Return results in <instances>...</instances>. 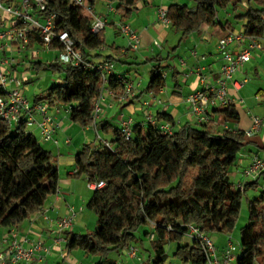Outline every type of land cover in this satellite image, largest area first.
<instances>
[{
    "label": "trees",
    "instance_id": "obj_1",
    "mask_svg": "<svg viewBox=\"0 0 264 264\" xmlns=\"http://www.w3.org/2000/svg\"><path fill=\"white\" fill-rule=\"evenodd\" d=\"M86 1L94 6L97 0ZM102 1L112 3L124 22L138 9V0ZM193 1V6L174 2L165 7L170 25L181 32L174 49L203 25L214 24L217 7L232 3L235 10L241 0ZM246 1L245 12L235 17L243 21L245 35L262 37L264 0ZM44 13L56 14L59 30L68 32L89 63L106 60L114 63L111 56L95 60L101 56L95 52L105 45V36L103 30L98 34L90 32L83 9L64 0H47ZM35 42H40L37 32L30 35L29 46ZM151 60L154 64L145 92L156 95L165 87V72L162 56L158 54ZM35 66H41L40 62ZM47 66L62 74V82L37 94L34 103L68 106L72 123L92 127L95 102L103 89L98 71L81 64L63 67L55 60ZM123 79L114 71L108 76L106 88L115 99L124 92ZM3 94L0 87V97ZM155 115L174 124L167 113ZM210 116L212 121L219 122V127L215 128L212 122H185L166 135L149 123L143 126L134 123L129 138L124 137L118 125L98 121V132L111 134L110 146L101 142L83 144L75 153L72 175V178L84 176L86 182L105 183L92 190L86 204L97 215L96 227L86 234L74 233L72 227L65 231L62 235L65 256L82 249L86 254L100 256L97 264L110 262V251H124L133 242H142L137 232L148 225L150 230L144 231V235H153L149 238L153 255H147L145 264H162L169 241L177 242L174 255L181 263L206 264L202 242L186 236L188 226H197L208 234L232 232L243 194L249 188H259L258 194L247 200L248 222L240 229V250L235 264H264V173L246 181L241 188L231 182L230 170L248 144L245 130L235 127L239 114L234 102L214 108ZM26 126L24 118L10 126L0 117V228L18 229L42 209L49 196L58 192L57 158L26 131Z\"/></svg>",
    "mask_w": 264,
    "mask_h": 264
},
{
    "label": "built area",
    "instance_id": "obj_2",
    "mask_svg": "<svg viewBox=\"0 0 264 264\" xmlns=\"http://www.w3.org/2000/svg\"><path fill=\"white\" fill-rule=\"evenodd\" d=\"M64 1L83 9L85 16L89 20L90 32L98 34L105 29L108 24L107 15L97 13L94 10V6L86 0ZM46 4L47 0H0V87L4 91V94L0 97V117L10 126H14L24 118L27 121V125L31 123L37 125L38 134L42 141H55L56 121L49 113V107L45 103L31 104L24 96L21 81L14 73V68L17 65V56L14 55V51L16 52L15 54L26 51L29 48L30 35L33 32H37L43 47L48 48L54 43L58 46L59 50L54 60L61 66H77L81 64L98 71L102 79L103 89L95 102L92 128L95 130V134L102 145L108 147L110 146L109 141L100 136L97 123L102 116V102L105 95L114 98L113 92L106 88L108 76L114 71V63L106 60L91 64L85 60L81 50L74 46V42L68 32L59 30L56 25V14L45 15ZM106 4L109 11L120 16V12L117 11L112 3L107 2ZM156 15L162 24L170 25L164 6L157 8ZM115 27L122 36L127 38L133 49L138 47L139 35L127 22L120 19ZM262 41H264V36H247L242 31L239 33L230 31L218 40L216 49L222 61L219 72L213 77H208L205 74H201L199 69H196L200 86L185 98L189 113L196 123L212 122L215 128L220 126L216 120L212 121L210 113L214 108L225 107L229 103L234 102L235 99H238L235 98V95L230 94L229 83L231 82V87L237 94L239 89L247 82V78L242 80H234L233 78L246 63L252 60L254 51L263 50ZM153 44L159 49L162 47L158 41H154ZM232 46L236 50L231 48ZM13 47L15 50H13ZM7 51H10V53ZM119 77L123 79L121 75ZM123 81L124 92L116 99L119 102L134 96L133 85L125 79ZM8 86H11V88H8ZM148 95L151 100H146L143 103L146 111L144 112L143 121L139 122V124L143 126L149 123L158 127L163 134H172L174 131L173 125L164 120H159L154 113L148 110V106L154 101L156 102L153 93L149 92ZM238 100L241 102V99ZM157 103L160 102L157 101ZM67 110L69 111L68 107ZM35 115L39 116L38 120H36ZM134 123L135 121L130 115L120 114L118 116L117 124L125 138L131 136ZM262 124V118L253 116L250 127L245 130V136L249 138L255 135ZM224 128H226V125ZM65 143H69V139L66 138ZM262 173H264V159L258 155H253L249 164L242 169L244 178L254 179ZM104 184V181H88L87 187L94 190L103 187ZM237 186L242 187L240 184H237ZM75 214L76 210L72 207L68 208L65 216L55 220L45 215V212L42 213L44 220L50 223L53 245L64 241L62 235L65 231L71 229ZM186 236L202 242L208 264H220L221 262L222 264H229L236 259V248L231 237H228L221 259H219L218 249L210 234L202 232L197 226L190 225ZM149 238L152 239L153 235L151 234ZM52 251V245H46L45 239L40 234L30 238L27 234H21L18 229L10 228L0 235V264H31L40 262ZM124 252L128 257L137 259V262L140 263L141 258L134 245L125 248ZM68 264L76 263L68 262Z\"/></svg>",
    "mask_w": 264,
    "mask_h": 264
},
{
    "label": "crops",
    "instance_id": "obj_3",
    "mask_svg": "<svg viewBox=\"0 0 264 264\" xmlns=\"http://www.w3.org/2000/svg\"><path fill=\"white\" fill-rule=\"evenodd\" d=\"M148 3H150L151 5L155 3V0H138V9L140 7H146ZM156 10L157 7H155V9H149L148 12L145 10L144 13H142L145 17L144 22L142 23H140L141 20H138L137 18H135L133 22H127V20H125L139 35L140 40L136 49H133L127 38L121 35L123 38L112 40V47L104 45L103 48L100 49V51L95 52L97 55H101L100 57L95 58V60H101L106 58L107 56H111L113 60L116 59V61H121L122 65H115L116 68H114V72L117 75H123L126 77L127 81L133 85L132 91L134 93L133 98H127L126 100L121 102L109 95H105L102 102V116L100 117L99 121L109 122L114 126H117L118 116L124 113L133 117L135 123L143 121V118L138 116L137 114V110L139 107L135 106L134 103L137 101L141 102L143 108V116L144 112L146 111V109H144L143 107V101H150L151 99L150 97L147 98L145 96V88L147 85L146 83L148 82L145 81L140 72L142 71L144 75L149 78L150 70L154 64V62L151 60L153 57L157 56L158 54L160 56L166 54V57H170L171 55H173V53H175L177 54L176 58L181 59V63L179 65L181 69H178V66L175 63L169 66L171 67V69H169L165 73V87H163L159 91V93L155 95L156 102L154 101L151 105H149L148 110L154 114H156L157 112H164L171 115L174 120V129L181 126L185 122L195 124V120L190 115L188 107L185 103V98L188 94L192 93L200 86L198 79L199 76L198 73H196V69H199L201 74H205L208 77H213L219 72L222 61L220 60L219 55H217L218 53L216 51V46L218 40L222 36L226 35L230 31H233V28H229L231 25L229 17L231 15H228L227 18H225L224 22L216 18L214 24L203 25L200 31L190 35L179 45L177 49H174L177 43L171 42L168 48L165 50L164 46L159 49L153 44L154 41H158L162 44V42L157 40V36L159 34H163L167 29V26H169L161 23V21L157 18ZM117 33L120 34L118 30ZM175 35L177 36L178 33ZM181 46L184 47L180 48ZM262 47L263 50H258L260 53L264 52V41H262ZM231 48L236 50L234 46H232ZM38 49H49L50 51L54 50V59L56 58L59 50L57 46H50L46 48L43 47L40 42H35L24 52L15 54L16 52L14 51V55L17 56V65L14 68V73L17 78L19 76L17 75V69L19 67L18 65H21L23 63L27 64L28 62H30V60L38 59ZM13 50H15L14 47ZM7 52L10 53V51ZM253 58L254 56L252 57V59ZM147 63L150 65L149 67ZM140 64H143V66ZM248 64L249 63H246L241 68L239 73L235 74L233 78L234 80H242L244 78H247L244 77L243 73ZM127 71L129 72V74H127ZM255 72L257 73L256 68ZM169 73L170 80L172 82L171 84H169L168 81ZM20 77L24 78L25 76L21 74ZM134 81H136V84ZM229 87L230 94L235 95V98L241 99L242 102V98L239 95V91L242 87L239 89L237 94L231 87V82L229 83ZM238 99H235L234 101L236 110L239 114V121L235 124V127L242 130H247L250 127L252 117L250 116L249 118H244L243 115L240 114L239 108L236 105L237 102L240 103ZM157 101L160 103H157ZM30 103L34 104V101ZM125 106L128 109L125 108ZM67 107L68 106L57 105L55 107H49L48 109L49 113L54 117L56 121L54 142L42 141L39 137L38 128L35 123H31L26 126V131L35 135L36 139L38 140V142H40L43 148L50 151L53 155L56 156L59 174L57 194L49 196L42 207L43 210L41 209L38 213L34 214L29 220L24 221V223H22L18 227V230L21 234H27L30 238H34L36 237V234H40L45 239L46 245H52L53 251L51 252V254L45 257L44 260L40 262H33L31 264H42L46 262V259L54 257L55 253L57 254L63 251V242L53 245L52 234L50 232L51 226L50 223L44 220L41 214L42 211L45 212V215H47L49 218L55 220L59 217L65 216L69 207L74 208L76 211H78V213L83 210L82 204H80L83 198L82 196L80 198L78 196L79 194H77V192L79 191L78 189H80V179L72 178V175L75 172L74 156L78 151L77 147L91 142L88 135L83 136L80 133L88 132L89 130H91V126L82 128L79 125L72 123L69 119V111L67 110ZM35 118L36 120H38L39 116L35 115ZM66 138L69 139V143H65ZM246 142L248 144L239 153L238 159L229 173L231 182L236 186L237 184L242 185L246 182L244 180V176H242V169L249 164L251 157L253 155H259L260 158L263 157L260 155L259 151H255L254 145L259 146L261 149L264 148V134L261 136L255 134L249 138L246 137ZM262 159H264V157ZM83 178L86 181V178ZM246 194L249 195V192L246 191ZM6 230L7 228H0V235ZM213 241L218 249L219 259H221L222 251L225 248L227 241L226 236L221 234L213 235ZM122 251L123 250L117 252L118 254H121ZM147 255H151V253L148 252ZM67 257L68 256L63 258L66 260ZM139 257L141 258V261L138 264H145L147 259H143L141 256ZM110 261L113 260L110 259ZM68 262L69 261L67 260L66 264ZM121 264L133 263L129 260H126V262H123ZM220 264H222V262Z\"/></svg>",
    "mask_w": 264,
    "mask_h": 264
},
{
    "label": "rangeland",
    "instance_id": "obj_4",
    "mask_svg": "<svg viewBox=\"0 0 264 264\" xmlns=\"http://www.w3.org/2000/svg\"><path fill=\"white\" fill-rule=\"evenodd\" d=\"M179 3V4H186L188 6H193L194 1L193 0H155V3L151 4L148 3L146 7H140L139 9L135 10L130 18L126 19L127 22H133L135 18L138 20H141L140 23L144 22V16L142 13L146 10L147 12L149 9H155V7L159 6H167L170 3ZM114 6V5H113ZM115 7V6H114ZM247 8V1L241 0L237 3V7L234 10L233 4L229 3L225 7H217L216 9V15L219 20L222 22L225 21V18H227L228 15H231L229 17L231 27L233 28L234 33H239L243 30V21L239 18H236V14H242L245 12ZM94 10L97 13L107 15L108 17V24L106 25L105 29L103 30L104 36H105V45L108 47H112L111 42L115 39H121L123 38L121 34L117 33V30L115 29L116 24L120 21V17L118 15H115L114 12L109 11L108 5L103 3L102 0H97L94 5ZM166 27V26H165ZM169 27V28H168ZM178 35L176 36L175 34ZM181 37V32L174 28L173 26L169 25L167 26V29L163 34H159L157 36V40L162 42V46L165 47V50L168 48L169 44L172 42H178V40ZM184 46H181L182 48ZM115 48V47H114ZM112 48V49H114ZM217 51V49H216ZM54 50L50 51L49 49H38V59L30 60L27 64L23 63L21 65H18L17 69V75L18 79L21 81L22 87H23V94L28 99L29 102L34 101V97L46 90L48 87L52 85H56L62 82V74H60L57 70H54L53 68H49L47 64L50 62H53L54 59ZM179 52V51H178ZM175 53L171 55L170 57H166V54L162 55V61L161 64L163 66L164 72L166 73L171 67H169L172 64H176L178 66V69H181L179 67L181 63V59L176 58ZM218 55V54H217ZM254 58L248 62L249 64L246 66L244 71V77H247V83H245L241 90L239 91V95L242 98V102L236 103V105L239 108L240 114L243 115L245 118H249L250 116H258L263 119V124L260 128V130L256 133V135H263L264 134V52L260 53L259 51L253 52ZM252 56V57H253ZM31 59V58H30ZM115 65H122L121 61H116V59L113 60ZM40 62V65L38 68H36V63ZM117 62V63H116ZM143 66V64H140ZM148 67L150 66L147 63ZM141 67V66H140ZM116 68V67H115ZM255 68L257 69V73L255 72ZM239 73V72H238ZM25 76L24 78H21L20 75ZM25 74V75H24ZM127 74L129 72L127 71ZM141 76L145 79V81H149L148 77L144 75V73L140 72ZM132 75V74H131ZM168 81L169 84H171L170 80V73L168 74ZM27 80V81H25ZM135 80V79H133ZM25 81V82H24ZM136 84V81H134ZM147 84V83H146ZM8 88H11V86H8ZM138 89V87H137ZM145 96L149 98L150 96L145 93ZM144 103V101H143ZM135 106H138L137 114L138 116L144 118V114L142 116V105L141 102H135ZM144 105V104H143ZM145 109V106H143ZM125 108H127L125 106ZM133 108V107H132ZM128 109V108H127ZM153 110V109H151ZM125 112V111H124ZM126 115V113H124ZM133 118V117H132ZM231 125H234L230 123ZM90 131V132H89ZM88 132H81L83 136L88 135L90 137L89 143L93 144H99L100 140L97 138L95 131L91 127V130ZM100 136L104 139L110 140L111 135L103 133L102 130H99ZM79 134V135H80ZM254 145V144H251ZM255 146V151H259L260 155L264 157V148L261 149L259 146ZM82 145L77 147V150H80ZM259 156V155H258ZM262 157V158H263ZM84 176H81L80 182H79V191L77 194L83 200L80 204H82L83 210L79 213L75 214V218L72 223V232L79 233V234H86L94 231L96 227V220L97 215L96 213L87 207V202L89 198L92 195V190L88 189L87 182L83 178ZM245 181L251 180L250 178L245 177ZM249 192L248 194H243L242 200H241V206L239 209L238 219L236 222V225L234 227V230L228 234H221L226 236V240L229 236H231L232 242L236 248L235 253H238L240 250V229L248 222V208H247V200L253 198L258 194L259 188L254 190L253 188L247 189ZM248 197V199H247ZM78 206V204H77ZM150 230V226L144 225L141 226L137 232V234H140L142 238L141 241L133 242L132 244L137 248L138 255L141 256L143 259H147V253L150 252L153 255L151 245H150V239L149 237L144 235V231ZM213 235H219L218 233L211 234V237L213 239ZM63 245V251L61 253H55L54 257L46 259L44 263L42 264H66V261L73 262L76 264H97L101 261L100 256L93 255V254H86L84 250L82 249H75L71 253L66 254L67 259L65 260L63 257L65 256L66 251L64 250V244ZM177 247V242L169 241L165 245V253L166 258L162 264H183L179 261V259L174 255L175 249ZM64 253V254H63ZM65 256V257H66ZM108 258L112 259L113 261L110 262H104L102 264H121L123 262H126V260L131 261L133 264H138L137 259H131L127 256V254L122 251L121 254H118L117 251L112 250L108 254ZM208 264V263H206ZM230 264H235V262H232Z\"/></svg>",
    "mask_w": 264,
    "mask_h": 264
}]
</instances>
